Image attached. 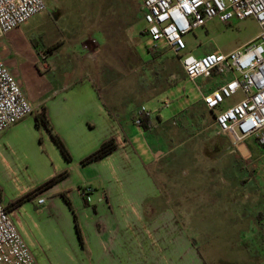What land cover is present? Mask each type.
<instances>
[{"label":"crops","instance_id":"crops-1","mask_svg":"<svg viewBox=\"0 0 264 264\" xmlns=\"http://www.w3.org/2000/svg\"><path fill=\"white\" fill-rule=\"evenodd\" d=\"M23 27L0 39V55L17 80L16 67L29 62L44 60L43 68L50 71L55 63L48 59L57 51L51 48L45 52L47 59L42 58L34 41L17 33ZM82 51H67L68 57L82 53L83 63L57 65L59 78L43 95L34 99L26 95L34 114L0 133V200L10 215L19 211L12 206L18 197L67 172L60 182L24 203L35 202L52 213L71 211L62 194L74 200L82 242L69 220L64 237L74 252L62 264H226L227 259L241 264L242 247L259 237L264 220L260 173L246 166L245 158L254 155L246 143L234 147L202 102L203 94L230 77L212 74L207 78L210 87L198 85L201 99L188 108L191 119L185 126L178 115L156 113L144 130L134 120L146 107L142 103L146 97L130 98L117 87H104L98 56L90 47ZM227 102L225 107L236 103ZM41 112L65 145L70 162L50 132L36 125ZM188 129L190 133L181 137ZM111 139L117 144L114 152L82 164ZM2 170L33 182L13 195L3 183ZM87 188L93 191L84 195ZM42 198L45 203L39 205ZM187 222L189 230H205L206 258L196 247L197 232L186 231ZM229 246L231 256L226 255Z\"/></svg>","mask_w":264,"mask_h":264},{"label":"rangeland","instance_id":"rangeland-1","mask_svg":"<svg viewBox=\"0 0 264 264\" xmlns=\"http://www.w3.org/2000/svg\"><path fill=\"white\" fill-rule=\"evenodd\" d=\"M45 1L46 12L34 17L21 31H17L34 41L32 43L38 47L44 59H47L45 52H49L51 48L57 49L47 62L55 63L50 71L43 68L44 60L16 67L18 81L29 98L34 99L41 93L43 95L47 85L59 78L57 65L83 63L80 62L82 53L80 56L73 53L68 57V50L86 51L85 47L88 46L99 58L104 87H117L118 93H125L130 98L145 96L142 103L153 114L162 113L163 117L178 115L184 126L190 121L191 112L188 108L201 99L198 85H206L208 88L212 81L203 78L196 83L189 82L180 60L166 47L165 42L155 43L146 36L147 24L143 20L141 0ZM87 1L91 4H84ZM259 33L260 27L254 18L233 20L229 24L214 19L185 37V53L196 57L210 52L230 53L253 41ZM240 98L239 94L228 101L227 105ZM164 103H168V107ZM189 133L188 129L182 131L180 136L185 137ZM151 139L153 141L154 136ZM246 145L254 154L245 158L246 166L250 172L260 173L264 196V148L257 145L254 139L247 140ZM1 175L7 191L13 195L33 182L32 178H19L8 170H2ZM22 197L23 195L14 202ZM71 203L77 216V205L74 200ZM18 208L19 211L11 217L33 253L35 264H62L65 256L74 252L67 245L68 237H64L66 223L69 220L75 223L72 211L55 209L52 213H47L44 207L37 206L35 202L23 203ZM261 223L259 237L253 239V244L247 241L242 247L245 251L241 264H264V220ZM185 224L188 228V222ZM186 231L192 235V232H197L194 235L196 247L202 257L206 258L205 230L188 228ZM231 252L232 246L227 247L226 255L231 256ZM234 263L232 259H227L226 264Z\"/></svg>","mask_w":264,"mask_h":264},{"label":"built area","instance_id":"built-area-1","mask_svg":"<svg viewBox=\"0 0 264 264\" xmlns=\"http://www.w3.org/2000/svg\"><path fill=\"white\" fill-rule=\"evenodd\" d=\"M146 36L166 47L181 62L189 82L207 79L212 74L229 76L218 88L202 95L207 110L215 114L222 134L232 138L234 147L254 139L264 148V0H141ZM45 0H0V39L20 30L34 17L45 13ZM254 18L259 35L230 53L212 52L196 57L185 53V37L208 21L224 24ZM96 42L95 40L93 41ZM86 49L88 46L85 47ZM160 49V48H155ZM154 49V50H155ZM241 95L238 102L225 107L227 101ZM168 107V103H164ZM35 109L0 55V133L33 115ZM153 113L141 107L134 123L142 127ZM93 190L87 188L83 194ZM45 199L38 201L43 205ZM36 260L18 231L9 211L0 200V264H35Z\"/></svg>","mask_w":264,"mask_h":264},{"label":"trees","instance_id":"trees-1","mask_svg":"<svg viewBox=\"0 0 264 264\" xmlns=\"http://www.w3.org/2000/svg\"><path fill=\"white\" fill-rule=\"evenodd\" d=\"M46 53H48V52H46ZM35 118H36V125L38 127H44L50 132V134H51L56 146L60 150L61 154L64 156V158L68 162H70L71 161V156H70L69 152L67 151V149H66L65 145L63 144V142L60 140L58 135L54 132V130H53V128H52V126H51L46 114H45V112H41V113L37 114ZM150 125H151V123H150L149 119L146 118V119L143 120L142 128L144 130H148ZM116 148H117L116 141L114 139H111V140L105 142L96 152L92 153L87 158H85L82 161V164L86 165V164H89V163H92V162L100 161L103 158H105L108 155H110L112 152H114L116 150ZM67 175H68L67 172L59 174L58 176L54 177L50 181L46 182L45 184H43L40 187H38L37 189H35L33 192L25 195L21 199H19L16 202H14L12 204V206L13 207H18L21 204H23V203H25L27 201H30L33 196L43 192L47 188H49V187L55 185L56 183L60 182ZM62 197H63V199L65 200L66 204L68 205V207L70 208V210L72 211V213L74 215L76 231H77L78 236H79V238H80V240L82 242V235H81V232H80V227H79V224H78V221H77V216H75L71 200L67 196V194H65V193L62 194Z\"/></svg>","mask_w":264,"mask_h":264}]
</instances>
